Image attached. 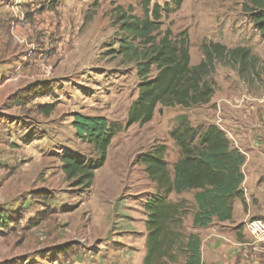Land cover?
I'll return each instance as SVG.
<instances>
[{"label":"rangeland","instance_id":"obj_1","mask_svg":"<svg viewBox=\"0 0 264 264\" xmlns=\"http://www.w3.org/2000/svg\"><path fill=\"white\" fill-rule=\"evenodd\" d=\"M140 1L81 0L80 9L70 15L78 28L72 31L73 41L65 44L66 58L54 83L45 87L47 95L24 99L19 112L7 113L0 133V213L10 223L0 237V264H135L145 250L143 204L155 193L139 154L163 144L165 161L173 163L178 149L169 132L181 115L199 129L216 124L232 145L235 135L264 139V38L242 10L244 0H183L179 9L163 15L161 31L169 29L173 37L186 32L191 65L202 59L203 42H218L229 49L248 48L245 69L240 71L227 58L217 60L209 103L191 108L158 105L151 121L114 136L88 190L66 180L63 155L95 156L93 147L75 135L73 113L104 116L124 126L137 96L134 65L105 52L112 44L117 47L120 33L113 8H131L129 13L141 17ZM42 106H50L49 111H41ZM232 125L243 131L227 133L224 128ZM169 197L192 201V192ZM193 211L192 203L184 217L185 233H190L185 223ZM182 258L172 264H181Z\"/></svg>","mask_w":264,"mask_h":264},{"label":"trees","instance_id":"obj_2","mask_svg":"<svg viewBox=\"0 0 264 264\" xmlns=\"http://www.w3.org/2000/svg\"><path fill=\"white\" fill-rule=\"evenodd\" d=\"M182 1L171 0L159 5L141 0V17L129 13L131 8H113V21L120 33L115 40L117 47L113 48L112 44L105 53L120 57L123 64L134 65L137 96L128 107L124 126L104 116L73 113L71 124L75 135L90 144L95 153L93 158L70 153L62 156L61 170L74 187L88 190L95 171L106 161L114 136L133 124L144 125L151 121L158 105L191 108L209 103L216 87L213 73L217 60L227 58L240 67V71L248 64V48L229 49L218 42H203L202 59L191 65L186 32L173 37L171 30L161 31L163 15L168 16L171 9H179ZM242 10L264 38V0H244ZM49 109L50 106L41 107L45 113ZM169 136L178 149L173 163L165 161L163 144L152 146L138 157L155 189L143 204L146 220L142 264H172L178 257H183L181 264H203L201 240L197 234L185 233L184 217L193 203V227H207L214 218L231 220L233 200L241 199L244 204L240 184L244 179L241 166L245 155L233 147L216 124L199 129L192 126L185 115L178 117ZM185 192H192V201L169 197ZM9 223L10 218L0 213V237L9 229ZM236 228H243V223Z\"/></svg>","mask_w":264,"mask_h":264},{"label":"crops","instance_id":"obj_3","mask_svg":"<svg viewBox=\"0 0 264 264\" xmlns=\"http://www.w3.org/2000/svg\"><path fill=\"white\" fill-rule=\"evenodd\" d=\"M80 1L0 0V133L7 124V113L19 112L24 99L47 95L45 87L54 83L66 58L65 44L73 41L72 31L78 28V22L70 15L80 9ZM14 8L23 10V20H13ZM37 88L40 90L36 91ZM19 95L21 98H17ZM224 129L227 133L242 130L234 125ZM232 142L245 155L241 166L244 179L240 184L244 204L241 199L233 200L231 220L214 218L203 228L193 227L191 216L185 224L201 240L203 264H264V245L253 243L243 228H236L248 218L264 219V139L235 135ZM144 254L145 250L135 264H142Z\"/></svg>","mask_w":264,"mask_h":264},{"label":"built area","instance_id":"obj_4","mask_svg":"<svg viewBox=\"0 0 264 264\" xmlns=\"http://www.w3.org/2000/svg\"><path fill=\"white\" fill-rule=\"evenodd\" d=\"M12 17L15 21L23 20V10L14 8ZM243 230L247 232L253 243L264 245V219L255 217L248 218L243 223Z\"/></svg>","mask_w":264,"mask_h":264}]
</instances>
